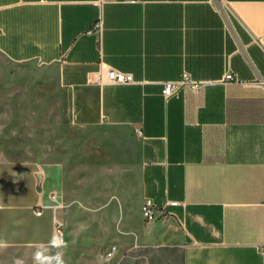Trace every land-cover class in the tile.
I'll use <instances>...</instances> for the list:
<instances>
[{
  "label": "crops",
  "instance_id": "0c3cea01",
  "mask_svg": "<svg viewBox=\"0 0 264 264\" xmlns=\"http://www.w3.org/2000/svg\"><path fill=\"white\" fill-rule=\"evenodd\" d=\"M223 1L0 0V53L55 70L76 127L132 132L135 206L180 204L135 246L180 249L183 264H264V0ZM108 68L135 83L90 81ZM185 73L202 91L164 97ZM53 194L36 162L0 159V250L59 264Z\"/></svg>",
  "mask_w": 264,
  "mask_h": 264
},
{
  "label": "rangeland",
  "instance_id": "374dc122",
  "mask_svg": "<svg viewBox=\"0 0 264 264\" xmlns=\"http://www.w3.org/2000/svg\"><path fill=\"white\" fill-rule=\"evenodd\" d=\"M0 159L36 162L53 186L63 204L65 244L54 253L59 264H183L180 249L135 246L133 234L151 225L135 206L137 186L130 185L139 164L132 132L76 127L55 70L1 53ZM113 247L117 254L109 260ZM43 255L0 250V264H35Z\"/></svg>",
  "mask_w": 264,
  "mask_h": 264
},
{
  "label": "built area",
  "instance_id": "2783aa9c",
  "mask_svg": "<svg viewBox=\"0 0 264 264\" xmlns=\"http://www.w3.org/2000/svg\"><path fill=\"white\" fill-rule=\"evenodd\" d=\"M213 2L217 5V7L224 11L225 2L223 0H213ZM103 30V25L101 22L96 24L88 33L101 35ZM90 81L99 85H131L135 83V78L133 74L125 73L113 68H108L106 70H101L99 72H95L90 74ZM224 83L237 82L233 73L226 74ZM264 86V82H262ZM205 82H200L194 80L190 77L189 74H183L182 78L176 82H166L163 85L162 94L164 97L168 98L175 94H177L183 88H187L193 93H200L202 89L205 87ZM53 201L56 203L55 209L60 210L63 208V204L60 202L57 194L52 195ZM179 202L170 201L164 204L162 207H158L152 199H146L142 205V216L144 221L147 224H155L158 221L167 222L170 216H173V213L169 211V208L179 206ZM40 214V213H39ZM56 225V235L59 244H63L65 242L64 239V224L61 220H55ZM117 254V247H113L107 252V259H113Z\"/></svg>",
  "mask_w": 264,
  "mask_h": 264
}]
</instances>
